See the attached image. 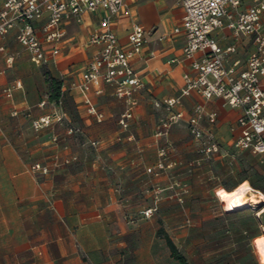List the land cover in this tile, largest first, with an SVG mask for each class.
Here are the masks:
<instances>
[{"label": "crops", "instance_id": "crops-1", "mask_svg": "<svg viewBox=\"0 0 264 264\" xmlns=\"http://www.w3.org/2000/svg\"><path fill=\"white\" fill-rule=\"evenodd\" d=\"M183 15L180 0H123L113 18L111 28L122 46H127L132 23H138L146 33L140 54L132 60L143 87L135 94V117L125 131L116 122L124 105L115 98L112 85L101 84L103 92L91 95L92 103L103 114L101 122L86 112L80 93L70 86L80 79L98 49L89 42V36L98 27L100 13L85 12L80 21H65L59 54L42 65L34 64L16 41V27L0 36V264H179L156 235L158 220H162L186 264H238L229 256L218 259V255L210 257L194 250L186 237L188 232L179 239L171 224L176 218L173 210L159 207L149 218L140 214L145 207L140 205L151 199L147 189L166 186V176L172 171H146L157 160L162 141L169 142L167 155L175 159V167L185 161L183 157L197 154L198 142L190 136L187 125L196 104L204 106L200 126L212 132L222 156L234 148L239 134V109L228 106L222 98L204 100L190 93L181 96L176 107L183 118L171 125L166 139L156 136L168 114L164 101L178 96L185 77L195 75L191 59L182 51L184 32H174ZM261 19L264 24V14ZM41 22L36 23L37 29ZM214 35L223 48L235 45V51L225 56V64L243 69L254 49L252 39L236 37L226 27ZM41 67L62 83L64 100L60 107L48 98L49 87ZM209 111L217 113L213 125L205 116ZM52 112L64 113L63 119L38 131L32 128L34 118ZM67 123L78 126L81 134H66ZM53 135L58 137L55 143ZM84 140H98L99 146L86 148ZM72 154L81 163L60 162L61 167L53 170L49 166L51 173L39 177L30 170L41 156V163L46 164V157L62 160ZM185 181L194 192L193 179Z\"/></svg>", "mask_w": 264, "mask_h": 264}, {"label": "built area", "instance_id": "built-area-1", "mask_svg": "<svg viewBox=\"0 0 264 264\" xmlns=\"http://www.w3.org/2000/svg\"><path fill=\"white\" fill-rule=\"evenodd\" d=\"M122 4L123 0H4L0 8V36L16 27V41L24 47L34 64L42 65L59 54V43L66 33L65 21H80L85 12L100 13L98 27L89 36V42L98 49L88 60L80 79L70 86L80 93L86 112L96 122H101L103 114L92 103L91 95L103 92L101 84L112 85L115 98L124 105L116 122L120 130L125 131L135 117V94L143 87L132 60L140 54L146 33L134 22L127 37V46L119 43L111 24ZM180 4L184 15L181 25L175 27L174 32L180 29L184 32L182 51L186 58L191 59L190 66L195 75L185 77L178 96L164 101L168 114L156 136L166 134L172 124L183 118V112L176 108L180 105L181 96L196 93L204 100L222 98L225 104L240 111L236 119L239 134L233 141L234 149L256 156L264 165V24L261 19L264 0H180ZM39 21L42 22L37 29ZM224 27L236 37L244 35L253 41L254 49L241 70H237L235 65L225 64V56L235 51V45L224 48L219 45L214 32ZM61 91L62 96L56 103L59 107L64 100ZM5 92L9 95V89ZM203 114L204 106L196 104L187 125L190 136L198 142V153L208 158L221 147L212 132L200 126ZM63 116L62 112L40 115L31 121V125L38 131L52 121H61ZM205 116L213 125L217 113L209 111ZM65 132L80 135L82 131L78 126L69 124ZM56 138L53 136V140ZM87 142L94 148L99 146L98 140ZM166 155L164 147L159 149L157 160L146 171L158 174L171 166L173 163L167 161ZM30 170L35 177H39L49 169L36 162ZM158 190L159 193L161 190ZM159 199L160 195H155V203ZM153 210L155 206L141 210L140 214L148 218Z\"/></svg>", "mask_w": 264, "mask_h": 264}, {"label": "rangeland", "instance_id": "rangeland-1", "mask_svg": "<svg viewBox=\"0 0 264 264\" xmlns=\"http://www.w3.org/2000/svg\"><path fill=\"white\" fill-rule=\"evenodd\" d=\"M40 70L44 75L47 72L50 74L46 67H41ZM166 118L167 116L164 120ZM68 125L67 123L66 126ZM29 131L30 134L35 133L33 130ZM166 132V134L157 137L166 139L169 129ZM53 136L51 140L55 143L58 137L56 136V140H53ZM87 141H83L85 147H92ZM162 143L159 149L164 147L168 152L169 142L163 140ZM219 151L211 154L208 158L202 157L197 151L196 155L183 157L186 159L177 165L178 167H175L176 163L173 161L175 159H169L166 155L167 161L173 163L159 172L161 174L172 170L171 173H168L170 175L166 176V186H153L147 189L146 192L150 194L151 199L150 201L147 199L140 206H145L142 209L155 206L151 216L158 211L159 207L164 211L173 210L176 213L175 220L171 222L173 229L177 231L179 239L181 236L185 237V232H188L186 235L189 236L186 237L193 244L194 250L209 254L210 257L218 255V259L229 256L238 264H256V260L257 264H260L256 251L260 260L263 259L258 248V240L264 235V165L247 152L228 148L226 156H222ZM79 159L76 154L65 156L62 160L49 156L44 159L46 165L41 163L43 161L41 156L38 159L40 161L36 162L48 169L50 166L54 170L61 167L60 162L70 165L81 163V159ZM66 160L68 162H65ZM50 173L48 170L46 174ZM53 174L56 175V173ZM188 178L193 179V183H195L194 192H191L185 181ZM243 180L248 181L255 194V190L257 191L256 195L260 198V202H249L237 211L228 212L219 202L220 198ZM158 189L161 190L159 193ZM136 193L143 195L140 190ZM155 195H160L157 203L154 201ZM163 196L167 197L165 199L167 202H163ZM186 197H189L188 201H186ZM162 223V220L157 221L158 229L161 228L165 231Z\"/></svg>", "mask_w": 264, "mask_h": 264}, {"label": "bare ground", "instance_id": "bare-ground-1", "mask_svg": "<svg viewBox=\"0 0 264 264\" xmlns=\"http://www.w3.org/2000/svg\"><path fill=\"white\" fill-rule=\"evenodd\" d=\"M220 203L228 212H234L245 207L249 202H260L247 182L240 183L220 198ZM258 248L264 259V235L258 240Z\"/></svg>", "mask_w": 264, "mask_h": 264}, {"label": "trees", "instance_id": "trees-1", "mask_svg": "<svg viewBox=\"0 0 264 264\" xmlns=\"http://www.w3.org/2000/svg\"><path fill=\"white\" fill-rule=\"evenodd\" d=\"M45 80L49 87V95L48 98L50 101L57 103L58 100L62 96L61 86L62 83L59 79L53 77L48 72L45 73ZM243 183V182H242ZM156 235L162 239H164L167 247L170 250V256L177 260L179 264H186L185 257L183 254L178 250L177 246L173 242V240L170 238V236L161 228L157 229Z\"/></svg>", "mask_w": 264, "mask_h": 264}]
</instances>
